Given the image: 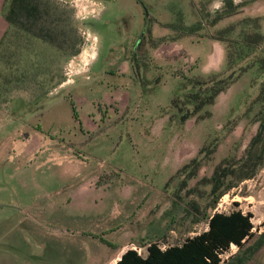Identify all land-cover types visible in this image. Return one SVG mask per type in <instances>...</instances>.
<instances>
[{"label": "rangeland", "instance_id": "1", "mask_svg": "<svg viewBox=\"0 0 264 264\" xmlns=\"http://www.w3.org/2000/svg\"><path fill=\"white\" fill-rule=\"evenodd\" d=\"M50 1L82 43L70 55L11 35L3 55L26 76L6 85L15 70L4 67L0 79V90L16 87L0 93V264H66L74 245L77 264H104L118 244L144 255L149 241L166 247L206 230L174 197L183 174L173 176L206 143L216 152L198 178L242 155L257 127L246 109L264 80L252 67L204 119L181 121L172 107L192 89H181L186 78L226 68L223 41L183 31L202 20L206 32L203 17L222 0ZM235 2L243 5L216 28L260 16L264 34V0ZM235 208L264 230V168L209 213Z\"/></svg>", "mask_w": 264, "mask_h": 264}, {"label": "trees", "instance_id": "2", "mask_svg": "<svg viewBox=\"0 0 264 264\" xmlns=\"http://www.w3.org/2000/svg\"><path fill=\"white\" fill-rule=\"evenodd\" d=\"M242 5L243 2L222 0L218 10L204 15V19L209 18L204 33L200 32L206 23L202 20L183 28L185 36H206L223 41L226 68L183 81L181 89L191 87V91L184 94L183 100L174 97L171 101L172 107L180 113L181 121L194 116L199 120L209 117L210 112L204 109L213 105L220 93L252 67H256L258 73H264V34L260 31V16H246L240 21L216 28L221 20L236 14ZM3 17L8 28L0 39V63L3 65L0 79H3L4 67L15 70L5 78L6 85L26 76L24 72L16 73L19 68L17 62L9 64L7 59H3L7 46L11 45V35L18 42L22 40L26 49L33 41H38L70 55L80 52L82 39L77 35L76 28L67 30L59 26L61 17L58 6L50 0H5ZM14 88L15 85H11L8 89L0 90V93L3 95V91L11 92ZM246 113L252 114L257 127L241 156L233 154L221 158L213 165L209 175L198 178L201 167L211 162L216 152L215 147L206 143L198 151V155L204 156L201 159L194 157L173 176L183 174L173 193L174 197L182 202L185 211L198 215L194 221H206L207 229L185 238L179 244L166 247H161L157 241H149L145 256L130 248L121 255L117 264H264V230L259 233L253 231L251 212L235 208L229 212L209 213V210L217 207L223 195L264 168V80L259 84ZM192 179L196 181L188 187ZM234 205H238V202H234ZM231 245H235L236 250L223 258Z\"/></svg>", "mask_w": 264, "mask_h": 264}, {"label": "crops", "instance_id": "3", "mask_svg": "<svg viewBox=\"0 0 264 264\" xmlns=\"http://www.w3.org/2000/svg\"><path fill=\"white\" fill-rule=\"evenodd\" d=\"M5 0H0V39L2 38L3 34L5 33V31L8 28V23L5 20V18L3 17V6H4ZM88 48H92V45L89 43L88 44ZM15 97H19L21 99V95H14L13 98ZM12 98V99H13ZM12 99H10L7 103L8 106L12 103ZM23 99V98H22ZM23 102H25V100H22ZM26 102H30L29 100H27ZM89 185V184H87ZM90 187V186H89ZM81 235V234H80ZM84 235V234H83ZM128 242L125 243H121L118 244L116 246V251L115 253L108 259V261H106L104 264H117V261L121 258V255L128 249ZM146 246V245H145ZM144 246V247H145ZM81 247V245H80ZM72 255H71V259H69L68 261L66 260V264H77L78 261V253H80V257H82L81 251L78 252L77 246L74 245L72 250ZM147 252V251H146ZM139 253V252H138ZM140 254V253H139ZM142 255V254H140ZM146 253L142 256H145ZM74 258V259H73Z\"/></svg>", "mask_w": 264, "mask_h": 264}]
</instances>
